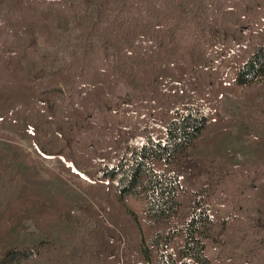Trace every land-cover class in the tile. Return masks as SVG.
<instances>
[{
  "label": "trees",
  "instance_id": "1",
  "mask_svg": "<svg viewBox=\"0 0 264 264\" xmlns=\"http://www.w3.org/2000/svg\"><path fill=\"white\" fill-rule=\"evenodd\" d=\"M2 1L10 9L5 21L0 19V31L11 27L12 33L28 37L41 33L47 41L56 36L54 19H62L69 9L83 11L88 29L80 34L81 60L102 49L114 72L84 70L76 96H43L38 84L23 79V51L0 42V116L26 109L29 126L43 132L34 134L40 152L69 162L86 179L109 189V207L98 211L88 204L73 217L74 229H82L77 243L59 233L63 210L56 222L41 228L37 218L44 206L36 202L0 264H149L156 253L152 247L158 250L159 264L263 262L264 235L253 239L236 215L221 216L212 200L222 185L240 177L264 214V157L236 165L194 148L215 121L222 97V76L205 56L203 42L221 45L238 85L255 83L264 78V15L253 27L229 0H58L62 7L56 10L45 9L51 0ZM249 13L257 19L254 7ZM190 20L194 60L186 62L179 52ZM218 25L225 28L216 30ZM223 35L233 41L220 44ZM57 75L67 86L74 83L69 72ZM118 81L140 85L141 96L124 105L135 111L129 119L107 107ZM95 108L100 109L98 117L92 115ZM11 161L0 172V199L8 205L21 184L18 160L12 156ZM127 195L146 201L147 233L135 245L131 240L139 229L127 214ZM205 239L221 245L218 256L207 255Z\"/></svg>",
  "mask_w": 264,
  "mask_h": 264
},
{
  "label": "rangeland",
  "instance_id": "2",
  "mask_svg": "<svg viewBox=\"0 0 264 264\" xmlns=\"http://www.w3.org/2000/svg\"><path fill=\"white\" fill-rule=\"evenodd\" d=\"M256 2L229 0L228 5L235 6L239 14L251 19V25L256 27L263 22L261 15H264V0H256ZM61 7V2L51 0V4L45 9L56 10ZM251 7H254L258 15L257 19L249 13ZM9 9L10 5L0 0V19L5 21ZM26 25L25 23L24 26ZM218 27L225 28L218 25L216 30ZM51 28L56 32L55 38L51 41L44 39L41 33H35L31 37L12 33L11 27L0 31V42L6 41L9 50L23 51L26 66L23 79L38 84L40 94L76 96L77 86L81 84L78 76L84 70L89 73L96 68H106L114 72L109 61L104 58L102 49H98L92 58L81 60L84 54L80 49L82 43L80 34L88 29L83 11L77 13L75 9L66 10L62 19L52 21ZM193 31L194 22L190 20L182 33V48L179 52L180 57L186 62L194 60L190 54ZM232 41V37L223 35L220 44ZM203 46L205 56L218 66L219 74L222 76L219 83L222 97L215 121L201 135L200 140L203 142L194 149L203 155H218L236 165L246 159L264 157V78L246 86L238 85L235 81V71L224 63V50L221 45L213 46L210 42L204 41ZM90 54L91 52L88 55ZM58 71L72 74L74 83L65 85L58 78ZM138 96H141L139 84L130 86L118 81L116 91L111 96V103L107 107L123 119H129L135 111L126 109L124 105L133 104ZM99 112L100 109L95 108L92 115L98 117ZM25 115L26 109L20 115L0 116V172L6 171L8 165L13 162L11 157L15 156L18 160L17 171L21 178L17 198L9 205L6 204L5 198L0 199V259L17 237L21 220L36 202L44 206L43 212L37 218L38 225L46 228L57 221L63 210L66 213L65 222H61L59 233L64 238L68 237V240L71 237L76 243L79 241L82 229H74L73 217L80 215L83 207L88 204L94 205L98 211L103 207H109V189L106 184L86 179L84 172L73 168L69 162L57 156H47L37 149L34 134L43 132L29 126ZM204 142L207 146H202ZM238 179L240 177L222 185L212 202L221 216L236 215L241 221L242 229L253 234L254 239L264 235V214L255 203L252 189ZM217 201L219 204L216 203ZM123 202L127 214L136 220L139 229L137 236L131 240V244L135 245L136 241L147 233L143 218L146 201L142 197L127 195L124 196ZM204 241L207 244L209 257L213 258L221 253L219 243L211 239ZM141 247L144 250L148 249L147 238H144ZM152 248V252L155 250L156 253L148 258L149 264H159L158 250ZM152 252L150 251V254ZM260 264H264V260Z\"/></svg>",
  "mask_w": 264,
  "mask_h": 264
}]
</instances>
